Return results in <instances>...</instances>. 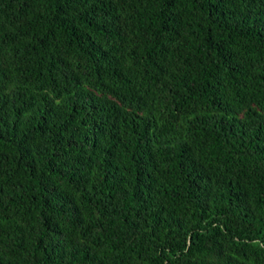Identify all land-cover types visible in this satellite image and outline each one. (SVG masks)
<instances>
[{
  "label": "trees",
  "instance_id": "1",
  "mask_svg": "<svg viewBox=\"0 0 264 264\" xmlns=\"http://www.w3.org/2000/svg\"><path fill=\"white\" fill-rule=\"evenodd\" d=\"M0 264H264V0H0Z\"/></svg>",
  "mask_w": 264,
  "mask_h": 264
}]
</instances>
